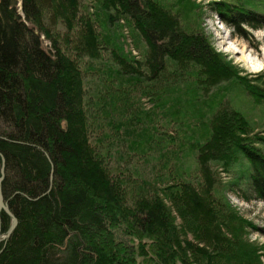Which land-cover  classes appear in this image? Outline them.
<instances>
[{
    "label": "trees",
    "instance_id": "trees-1",
    "mask_svg": "<svg viewBox=\"0 0 264 264\" xmlns=\"http://www.w3.org/2000/svg\"><path fill=\"white\" fill-rule=\"evenodd\" d=\"M81 1L0 0V264H264L226 197L238 184L220 176L242 164L243 199L264 202V131L227 104L234 89L264 104V75L242 74L203 27L215 15L248 41L264 28V0H97L72 41ZM49 13L69 29L62 48ZM120 20L140 59L118 44ZM83 68L112 79L105 118L120 120L108 133L90 115ZM185 158L194 179L178 168ZM132 159L157 172L154 186L117 167Z\"/></svg>",
    "mask_w": 264,
    "mask_h": 264
},
{
    "label": "rangeland",
    "instance_id": "rangeland-1",
    "mask_svg": "<svg viewBox=\"0 0 264 264\" xmlns=\"http://www.w3.org/2000/svg\"><path fill=\"white\" fill-rule=\"evenodd\" d=\"M97 0H82L79 2L78 7V19L74 23V31L69 34V37L72 41L76 38L79 34L80 30L79 26V15H82L85 11L91 14V16L100 14L97 10V6L99 3L96 2ZM175 1V0H172ZM197 3L201 2L203 4L207 3V0H193ZM93 14V15H92ZM50 15V16H49ZM84 15V14H83ZM50 17V19H49ZM51 14H45L43 24L47 27L50 32L54 33L55 38L59 37V43L61 44V48L64 44L65 35L68 34V28L62 22H55L51 20ZM124 20H120L121 25H125ZM203 27L205 31L211 36L213 40V46L215 49L227 57L235 66L240 68L242 74H250L251 76L257 77L264 75V28L259 29L257 31H250L251 32V39L244 40L238 38L237 36L232 34V30L227 25L223 24L219 18L215 15H204L203 16ZM100 24L99 21L96 22V25ZM78 30V31H76ZM99 35L101 37L108 39L109 36H112L110 32H103L101 29ZM97 30V31H98ZM76 31V32H75ZM73 33H76L74 36ZM122 34L123 37L118 39V44H122V48L125 53H130L136 58L140 59L141 54L135 48V42L130 35V30L127 25L122 27ZM70 41V40H69ZM111 41L114 42L113 36ZM46 44L48 42L44 40ZM75 44V43H74ZM73 45V44H72ZM110 45V44H109ZM74 46V45H73ZM111 46V45H110ZM64 50L66 53L71 54L73 58H75L74 52L69 50L67 45H65ZM100 56L102 59V51L100 52ZM104 61L108 58L107 51H103ZM76 59V58H75ZM86 59V58H85ZM84 59V60H85ZM89 64H92L89 62ZM97 66V64H95ZM98 71V73H88L86 68H83V71L86 72L84 76V86L89 96L86 100L89 102L90 106V115H97L96 121L103 124V130L108 133V128L106 124L110 122L118 123L120 118H114L110 121V119H106L105 117L107 114L105 113V108L108 105V102H116L113 99V89L112 85L108 84L110 76L104 73L103 69ZM112 80V79H111ZM110 82V81H109ZM116 88V86H114ZM140 103L142 107L146 110L152 108V104L149 100L144 98H140ZM227 104L229 107L236 108L246 117L249 123L253 126L256 132L264 131V104L262 103H254L252 100L243 94L238 89H234L229 93L227 96ZM93 108V110H92ZM96 110V111H95ZM96 117V116H95ZM158 125L161 127L163 126V130L166 132L170 131L172 127L166 124V120L160 119ZM102 126V125H101ZM162 130V129H160ZM114 134V132H110ZM158 137V136H156ZM107 143V141H106ZM116 151V155H120L125 152L123 148L120 146L115 147L113 151ZM129 166L131 169L139 170L141 174V178L148 181L147 187L154 186L152 185L155 181L154 177L157 172L149 165L144 164L139 160L132 159L128 163H123L118 165L117 167L125 168ZM243 165L246 164L243 162ZM240 166L235 167V172L232 174H224L221 172L220 176L224 182L229 183L231 181H236L238 186L233 191H226V197L231 205L236 208L239 214L246 220L247 222L251 223L255 230L251 229L246 233V238L249 242L256 243L260 246H264V202L255 200L253 197H250L248 201L244 200L243 197H248L250 194L247 190V183H246V175L244 174V169ZM116 167V168H117ZM180 171L186 173L191 170V178L198 176L195 174V165L192 159H182L180 165L178 167ZM194 169V170H193ZM157 180H160L159 178ZM138 183V182H137ZM157 184L160 186L161 183ZM147 188V189H148ZM134 191V190H132ZM135 192V191H134ZM2 194V193H1ZM248 195V196H247ZM3 198V197H2ZM3 205L6 208L4 201ZM7 209V208H6ZM1 211H5L2 209ZM1 213V212H0ZM178 224V221H176ZM5 237V236H2ZM152 259L140 260V264H154L153 261H147Z\"/></svg>",
    "mask_w": 264,
    "mask_h": 264
},
{
    "label": "water",
    "instance_id": "water-1",
    "mask_svg": "<svg viewBox=\"0 0 264 264\" xmlns=\"http://www.w3.org/2000/svg\"><path fill=\"white\" fill-rule=\"evenodd\" d=\"M1 182H2V177H0V212H1L2 209H5V211H7V209L3 205V198H2V194H1ZM5 237H2V234H1V217H0V242L2 240H4Z\"/></svg>",
    "mask_w": 264,
    "mask_h": 264
}]
</instances>
